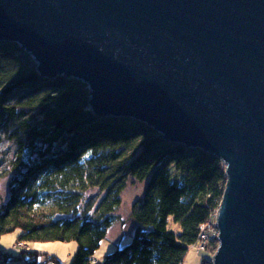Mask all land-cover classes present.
I'll return each mask as SVG.
<instances>
[{
  "label": "water",
  "instance_id": "obj_1",
  "mask_svg": "<svg viewBox=\"0 0 264 264\" xmlns=\"http://www.w3.org/2000/svg\"><path fill=\"white\" fill-rule=\"evenodd\" d=\"M0 41L95 115L220 157L212 264H264V0H0Z\"/></svg>",
  "mask_w": 264,
  "mask_h": 264
},
{
  "label": "trees",
  "instance_id": "obj_2",
  "mask_svg": "<svg viewBox=\"0 0 264 264\" xmlns=\"http://www.w3.org/2000/svg\"><path fill=\"white\" fill-rule=\"evenodd\" d=\"M88 101L83 81L42 76L19 44L0 41V130L16 146L9 195L0 203V239L17 232L13 243L21 245L10 247L15 252L0 248V264L12 257L41 264L45 253L29 243L68 241L77 242L70 264H93V253L120 222L116 212L131 178L148 180L131 208V241L101 264H182L200 224L220 205L225 164L138 120L95 115ZM93 189L102 193L97 201L87 197ZM217 245L208 240L200 264H212ZM48 255L44 264L56 261Z\"/></svg>",
  "mask_w": 264,
  "mask_h": 264
},
{
  "label": "rangeland",
  "instance_id": "obj_3",
  "mask_svg": "<svg viewBox=\"0 0 264 264\" xmlns=\"http://www.w3.org/2000/svg\"><path fill=\"white\" fill-rule=\"evenodd\" d=\"M16 146L14 143L9 141L0 130V203H3L8 198V169L10 167V161L14 158ZM148 180L138 181L135 179H129L125 190L122 194V204L116 215L119 216L120 222L113 225L106 236L101 242V245L95 250L92 255L93 264H101L106 254L115 248H121L131 241V235L134 230V223L130 218L131 208L136 199H140L143 195ZM102 193L97 189H93L88 192L87 197L93 196L94 200L97 201L101 197ZM218 209V208H217ZM216 209V210H217ZM171 227L179 232V227L171 223ZM17 236V232L9 233L0 239V243L8 244L4 250L12 251V248L20 247V243H13ZM10 242H12L10 244ZM10 244V246H9ZM40 245L48 247L53 251H44L45 257L48 260L49 255H54L56 261L51 260L47 264H70L71 258L76 251L77 242H31L28 247L32 245ZM12 247V248H10ZM2 248V247H0ZM216 251V250H215ZM207 256V253L199 252L194 247H190L187 254L185 255L182 264H200L202 257ZM22 260L12 257L4 262V264H22Z\"/></svg>",
  "mask_w": 264,
  "mask_h": 264
},
{
  "label": "built area",
  "instance_id": "obj_4",
  "mask_svg": "<svg viewBox=\"0 0 264 264\" xmlns=\"http://www.w3.org/2000/svg\"><path fill=\"white\" fill-rule=\"evenodd\" d=\"M217 236H218V229L216 226V212H215L213 217L209 218L207 221L200 224L198 239L192 247L196 248V250L199 252H203L207 247L208 240L210 238L217 239ZM49 258L50 256L48 257V259ZM46 260L47 258L46 259L43 258L40 261L41 264H44Z\"/></svg>",
  "mask_w": 264,
  "mask_h": 264
},
{
  "label": "crops",
  "instance_id": "obj_5",
  "mask_svg": "<svg viewBox=\"0 0 264 264\" xmlns=\"http://www.w3.org/2000/svg\"><path fill=\"white\" fill-rule=\"evenodd\" d=\"M14 242V241H13ZM12 242H10L11 244ZM9 244V246H10ZM8 244H4V243H0V247L2 248H5ZM32 248H34L35 250H38L40 252H44V251H53L52 249H49L48 247H43V246H40V245H33Z\"/></svg>",
  "mask_w": 264,
  "mask_h": 264
}]
</instances>
